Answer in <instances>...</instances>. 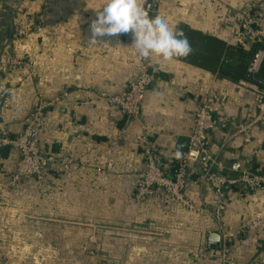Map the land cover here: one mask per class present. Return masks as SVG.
Returning <instances> with one entry per match:
<instances>
[{
  "label": "crops",
  "instance_id": "1",
  "mask_svg": "<svg viewBox=\"0 0 264 264\" xmlns=\"http://www.w3.org/2000/svg\"><path fill=\"white\" fill-rule=\"evenodd\" d=\"M151 1L188 38L189 56L146 60L131 47V32L88 46L105 0H0V130L16 137L38 100L53 102L40 132L43 180L6 187L19 152L0 144V264H217L223 244L241 264L264 262V190L229 192L220 223L154 197L135 201L144 140L171 173L203 102L222 123L211 139L218 171L235 178L240 164L264 172V121L230 137L258 113L253 93L237 85L255 47L226 23L249 0H143L144 7ZM30 20L29 38H19ZM16 58L31 66L15 67ZM143 65L156 82L133 119L111 98L127 91ZM64 158L72 161L67 167ZM194 169L188 196L214 208L216 195L207 184L198 191Z\"/></svg>",
  "mask_w": 264,
  "mask_h": 264
},
{
  "label": "built area",
  "instance_id": "2",
  "mask_svg": "<svg viewBox=\"0 0 264 264\" xmlns=\"http://www.w3.org/2000/svg\"><path fill=\"white\" fill-rule=\"evenodd\" d=\"M151 17L159 14V7L155 1L148 2L145 8ZM232 32L239 36L241 43L254 46L252 58L246 68L245 76L238 80L240 88L250 90L255 99L257 117L251 124H245L234 128L230 137L245 133L257 122L264 121V81L260 74L264 67V0H249L240 11L231 16L226 22ZM36 22L30 20L26 28L18 29V35L29 38ZM232 44V40H228ZM226 61V60H225ZM15 67H30L29 60L16 58L12 61ZM155 75L150 72L147 65H143L138 76L133 80L127 91L111 98L121 112L129 118L136 119L142 111L143 100L146 92L155 84ZM53 102L40 99L30 113L24 130L16 137H10L5 129L0 130V144L12 146L19 152V163L12 173L6 187L16 188L20 183L30 177L43 180L44 168L48 159L42 154L40 132L45 124L47 109ZM222 123L214 116V107L210 102H203L198 106L194 119V128L188 140L186 150L178 158L172 172L167 173L161 165V154L154 144L146 139L143 143V157L145 167L139 176V184L135 193L136 202H144L154 197L159 204L176 203L183 208L197 213L211 216L218 223L225 210V196L235 188L250 193H259L264 190V172L253 173L241 169L240 164L234 166L238 171L235 178L220 173L217 169L219 163L212 153V137L219 132ZM62 163L65 167L72 161L64 158ZM192 164V165H191ZM190 166H194L196 175L195 185L199 186V192L207 184L216 195L214 208L207 204L198 203L187 194L188 172ZM215 253L217 264H241L231 256V250L223 244ZM252 264H264L253 261Z\"/></svg>",
  "mask_w": 264,
  "mask_h": 264
},
{
  "label": "clouds",
  "instance_id": "3",
  "mask_svg": "<svg viewBox=\"0 0 264 264\" xmlns=\"http://www.w3.org/2000/svg\"><path fill=\"white\" fill-rule=\"evenodd\" d=\"M87 45L95 46L100 38L132 33L133 47L146 60L158 56L165 61L187 57L193 48L182 30H175L162 15L150 17L143 0H105L90 24ZM106 43V42H105ZM176 157L181 152H176Z\"/></svg>",
  "mask_w": 264,
  "mask_h": 264
},
{
  "label": "water",
  "instance_id": "4",
  "mask_svg": "<svg viewBox=\"0 0 264 264\" xmlns=\"http://www.w3.org/2000/svg\"><path fill=\"white\" fill-rule=\"evenodd\" d=\"M12 34H13V31H12V33H11V37H12ZM219 237H220V236H219L218 234H214V235L212 236V238L214 239L213 242H218Z\"/></svg>",
  "mask_w": 264,
  "mask_h": 264
},
{
  "label": "rangeland",
  "instance_id": "5",
  "mask_svg": "<svg viewBox=\"0 0 264 264\" xmlns=\"http://www.w3.org/2000/svg\"><path fill=\"white\" fill-rule=\"evenodd\" d=\"M20 29H23V28H20ZM19 34V33H18ZM19 36V35H18ZM19 38H24V36H19ZM24 39H28V38H24Z\"/></svg>",
  "mask_w": 264,
  "mask_h": 264
},
{
  "label": "trees",
  "instance_id": "6",
  "mask_svg": "<svg viewBox=\"0 0 264 264\" xmlns=\"http://www.w3.org/2000/svg\"><path fill=\"white\" fill-rule=\"evenodd\" d=\"M225 60H226V61H225ZM227 61H228V60L225 58V59H224V62H227Z\"/></svg>",
  "mask_w": 264,
  "mask_h": 264
}]
</instances>
